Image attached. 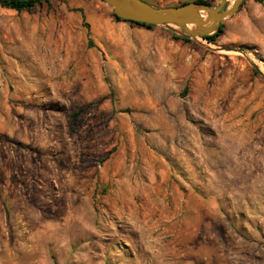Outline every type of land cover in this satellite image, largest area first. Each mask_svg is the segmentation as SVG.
I'll return each mask as SVG.
<instances>
[{"label":"rangeland","instance_id":"374dc122","mask_svg":"<svg viewBox=\"0 0 264 264\" xmlns=\"http://www.w3.org/2000/svg\"><path fill=\"white\" fill-rule=\"evenodd\" d=\"M222 24L0 5V264H264V0Z\"/></svg>","mask_w":264,"mask_h":264},{"label":"water","instance_id":"95a60500","mask_svg":"<svg viewBox=\"0 0 264 264\" xmlns=\"http://www.w3.org/2000/svg\"><path fill=\"white\" fill-rule=\"evenodd\" d=\"M123 20L173 29L182 37L199 40L212 36L221 24L239 11L244 0H235L226 7L227 0L218 6L189 3L178 7H155L144 0H101ZM227 51H235L227 49ZM257 69V67L255 66Z\"/></svg>","mask_w":264,"mask_h":264},{"label":"trees","instance_id":"16d2710c","mask_svg":"<svg viewBox=\"0 0 264 264\" xmlns=\"http://www.w3.org/2000/svg\"><path fill=\"white\" fill-rule=\"evenodd\" d=\"M50 0H0V5L3 7V8H6V9H10V10H14V11H17V12H22V11H31L33 10L35 7H37L38 5H41L43 4L44 2H49ZM146 1V0H144ZM259 2L263 1V0H258ZM148 2V1H146ZM150 3V2H148ZM189 3H201V4H206V5H212V3H209L207 1H202V0H196V1H191V2H185V3H182L178 6H183L185 4H189ZM151 5H153L152 3H150ZM155 7H158L160 8L159 6H156V5H153ZM178 6H169V7H178ZM114 17L121 21V19L117 18L115 15ZM125 22H128V23H131V24H135L139 27H143V28H146V29H153L155 26L153 25H149V24H143V23H136V22H132V21H125ZM223 30H224V25L221 24L220 26V29L217 33H215L214 35L212 36H207V37H204L203 39L208 41L209 43L211 44H217L218 43V38L223 34ZM176 39H180V40H183L185 42H190L189 39L187 38H180V37H176ZM78 114L76 113L75 116H77Z\"/></svg>","mask_w":264,"mask_h":264}]
</instances>
